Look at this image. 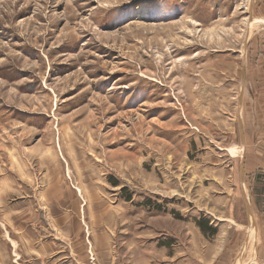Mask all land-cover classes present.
I'll use <instances>...</instances> for the list:
<instances>
[{
  "label": "rangeland",
  "instance_id": "obj_1",
  "mask_svg": "<svg viewBox=\"0 0 264 264\" xmlns=\"http://www.w3.org/2000/svg\"><path fill=\"white\" fill-rule=\"evenodd\" d=\"M251 8L0 0V264L235 262Z\"/></svg>",
  "mask_w": 264,
  "mask_h": 264
},
{
  "label": "crops",
  "instance_id": "obj_2",
  "mask_svg": "<svg viewBox=\"0 0 264 264\" xmlns=\"http://www.w3.org/2000/svg\"><path fill=\"white\" fill-rule=\"evenodd\" d=\"M250 2L256 24L264 27V0ZM253 48L256 49L253 60H246L239 67V140L233 146L239 152L243 215L237 220L239 223L235 222V229L241 232L235 247L237 253L231 256L241 255L235 262L231 257L225 264H264V40Z\"/></svg>",
  "mask_w": 264,
  "mask_h": 264
},
{
  "label": "trees",
  "instance_id": "obj_3",
  "mask_svg": "<svg viewBox=\"0 0 264 264\" xmlns=\"http://www.w3.org/2000/svg\"><path fill=\"white\" fill-rule=\"evenodd\" d=\"M203 232H210L211 234H215L217 232L216 229L209 227V224L207 222L199 223L198 225Z\"/></svg>",
  "mask_w": 264,
  "mask_h": 264
}]
</instances>
